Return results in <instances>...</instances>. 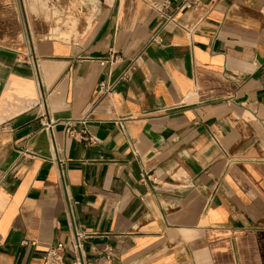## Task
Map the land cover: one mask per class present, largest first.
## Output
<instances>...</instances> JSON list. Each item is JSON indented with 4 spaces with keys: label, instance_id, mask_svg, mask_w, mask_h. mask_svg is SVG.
I'll list each match as a JSON object with an SVG mask.
<instances>
[{
    "label": "crops",
    "instance_id": "0c3cea01",
    "mask_svg": "<svg viewBox=\"0 0 264 264\" xmlns=\"http://www.w3.org/2000/svg\"><path fill=\"white\" fill-rule=\"evenodd\" d=\"M164 1L101 0L72 40L0 39V264L59 242L72 263L70 210L89 264H264V0H203L192 35Z\"/></svg>",
    "mask_w": 264,
    "mask_h": 264
},
{
    "label": "rangeland",
    "instance_id": "374dc122",
    "mask_svg": "<svg viewBox=\"0 0 264 264\" xmlns=\"http://www.w3.org/2000/svg\"><path fill=\"white\" fill-rule=\"evenodd\" d=\"M100 9L101 0L0 1V31L5 26L9 28L7 32H1L0 39L4 38L5 44L18 47L21 37L27 38L31 33L33 40H36L41 36L53 35L52 28L69 19L72 23L76 22V28H71L68 37L59 39L72 40L84 31L85 25L87 30L90 24L88 18L92 24Z\"/></svg>",
    "mask_w": 264,
    "mask_h": 264
},
{
    "label": "built area",
    "instance_id": "2783aa9c",
    "mask_svg": "<svg viewBox=\"0 0 264 264\" xmlns=\"http://www.w3.org/2000/svg\"><path fill=\"white\" fill-rule=\"evenodd\" d=\"M175 10L171 11L174 7V0H165L164 2H154L153 7L158 13L159 17L164 21V23L176 22L180 27L185 29L191 35L200 27L204 19L207 16V10L203 6V0H178ZM183 11L185 14H189V18L183 20H177L176 14ZM198 14V15H197ZM159 37L155 36L151 39L152 42L159 43ZM120 57L118 55H111L110 61H118ZM131 69H134L132 67ZM128 77V70L123 74V79ZM101 88L104 93L109 94L114 89V84L109 83L104 80L101 83ZM39 104L41 106H47V97L44 91H41ZM126 118H119L116 120L117 125L122 131H126ZM85 119L82 120L85 123ZM50 125H55V122H51ZM50 125H45L47 128H50ZM52 128V126H51ZM65 130L70 137L85 141L87 143H97L98 138L92 135L87 128H84L80 131H77L74 128V125L71 121H67L65 125ZM216 138V137H215ZM70 246L74 252L75 259L72 263H69L65 258V245L62 242H59L53 245L46 253L44 257L45 264H89L87 255L84 248L85 240L89 239L93 235L80 230L76 225L72 211L70 210ZM110 248L105 249V253L108 258H111Z\"/></svg>",
    "mask_w": 264,
    "mask_h": 264
},
{
    "label": "bare ground",
    "instance_id": "6f19581e",
    "mask_svg": "<svg viewBox=\"0 0 264 264\" xmlns=\"http://www.w3.org/2000/svg\"><path fill=\"white\" fill-rule=\"evenodd\" d=\"M88 21H90L89 18H88ZM90 25H91V21H90V24L88 25V28L90 27ZM72 27L74 29L76 28V22L73 21L72 23L71 20L66 19L63 22H61V24H57L56 26L52 28V34L59 38L61 37L66 38L69 36V32Z\"/></svg>",
    "mask_w": 264,
    "mask_h": 264
}]
</instances>
